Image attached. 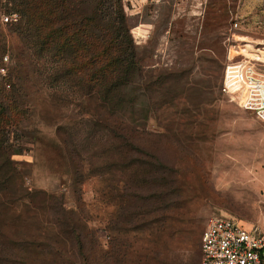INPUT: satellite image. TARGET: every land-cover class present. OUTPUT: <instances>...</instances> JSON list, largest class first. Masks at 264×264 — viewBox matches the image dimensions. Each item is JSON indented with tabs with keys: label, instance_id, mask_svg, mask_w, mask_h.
<instances>
[{
	"label": "rangeland",
	"instance_id": "1",
	"mask_svg": "<svg viewBox=\"0 0 264 264\" xmlns=\"http://www.w3.org/2000/svg\"><path fill=\"white\" fill-rule=\"evenodd\" d=\"M134 9L102 7L139 66L115 117L0 10V264H201L213 214L264 232V122L222 91L232 57L264 61V0Z\"/></svg>",
	"mask_w": 264,
	"mask_h": 264
},
{
	"label": "trees",
	"instance_id": "2",
	"mask_svg": "<svg viewBox=\"0 0 264 264\" xmlns=\"http://www.w3.org/2000/svg\"><path fill=\"white\" fill-rule=\"evenodd\" d=\"M12 2L9 8L0 2V10L13 11L9 16H21L16 22L7 23L15 26L17 36L36 54L46 52L56 58L64 53L71 58L77 65L74 70L78 84L88 85L89 92L100 99L102 107L111 116H119L125 104L126 86L135 82L139 69L131 38L125 41L121 33L127 30L125 16L121 17L119 27L114 22L108 24L102 15L104 0ZM63 38L69 42L63 43ZM12 120L0 116V127L4 121ZM126 145L131 147V156L143 152L128 140Z\"/></svg>",
	"mask_w": 264,
	"mask_h": 264
},
{
	"label": "built area",
	"instance_id": "3",
	"mask_svg": "<svg viewBox=\"0 0 264 264\" xmlns=\"http://www.w3.org/2000/svg\"><path fill=\"white\" fill-rule=\"evenodd\" d=\"M3 20L17 21L12 15ZM243 56L228 62L222 91L264 122V61ZM201 264H264V232L236 218L213 214L202 235Z\"/></svg>",
	"mask_w": 264,
	"mask_h": 264
},
{
	"label": "crops",
	"instance_id": "4",
	"mask_svg": "<svg viewBox=\"0 0 264 264\" xmlns=\"http://www.w3.org/2000/svg\"><path fill=\"white\" fill-rule=\"evenodd\" d=\"M127 1L130 2V4L132 6L135 7V9H134V10H136L135 12H138V10H140V8L143 7L144 4L146 2H149L150 0H127ZM151 1L154 2L155 0H151Z\"/></svg>",
	"mask_w": 264,
	"mask_h": 264
}]
</instances>
